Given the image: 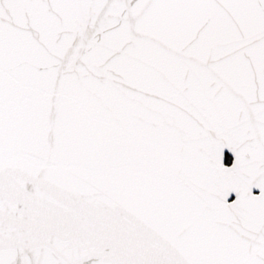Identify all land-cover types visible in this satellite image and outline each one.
I'll use <instances>...</instances> for the list:
<instances>
[{
    "label": "snow or ice",
    "instance_id": "1",
    "mask_svg": "<svg viewBox=\"0 0 264 264\" xmlns=\"http://www.w3.org/2000/svg\"><path fill=\"white\" fill-rule=\"evenodd\" d=\"M0 264H264V0H0Z\"/></svg>",
    "mask_w": 264,
    "mask_h": 264
}]
</instances>
